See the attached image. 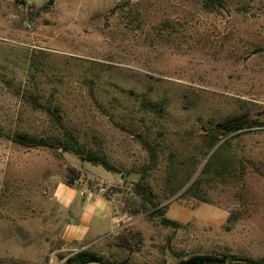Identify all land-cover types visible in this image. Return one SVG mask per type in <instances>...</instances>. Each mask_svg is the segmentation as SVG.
I'll return each instance as SVG.
<instances>
[{
    "label": "rangeland",
    "instance_id": "rangeland-1",
    "mask_svg": "<svg viewBox=\"0 0 264 264\" xmlns=\"http://www.w3.org/2000/svg\"><path fill=\"white\" fill-rule=\"evenodd\" d=\"M70 140L111 164L124 216L88 246L60 239L52 201L60 182L99 184ZM157 207L197 217L164 227ZM81 250L92 264L264 261V0H0V264Z\"/></svg>",
    "mask_w": 264,
    "mask_h": 264
},
{
    "label": "crops",
    "instance_id": "crops-1",
    "mask_svg": "<svg viewBox=\"0 0 264 264\" xmlns=\"http://www.w3.org/2000/svg\"><path fill=\"white\" fill-rule=\"evenodd\" d=\"M91 171L99 181L95 187L80 178L74 185L60 182L53 189L52 201L62 216L59 237L76 246H88L116 233L124 221V216L118 211L119 202L107 192L108 184L113 180L112 174L100 171L99 166L92 167ZM102 188L106 191L102 192ZM166 217L185 223L196 218L197 212H168Z\"/></svg>",
    "mask_w": 264,
    "mask_h": 264
},
{
    "label": "trees",
    "instance_id": "trees-1",
    "mask_svg": "<svg viewBox=\"0 0 264 264\" xmlns=\"http://www.w3.org/2000/svg\"><path fill=\"white\" fill-rule=\"evenodd\" d=\"M203 1L208 8H211L216 2H218V0H203ZM45 112L48 113L53 118L56 116L55 112L51 110L50 108H47ZM244 125L245 123L243 121V117L242 118L235 117V118L228 119L225 122L223 127L226 130L237 132V131H240L244 127ZM12 141L28 149L45 148V147H49L50 145L49 139L39 138L38 136L29 134L27 132H21V133L15 134ZM224 144H225V141L216 149V151L214 152L211 158L212 160L207 165L206 169L207 168L209 169V167L211 166V163L215 160V158H217L219 153H221ZM214 145L216 146L217 143H215ZM63 149L65 151H71L75 153L83 161L90 163L93 166H101L103 167V169H105L108 172L113 171V167L105 158L97 154H86L81 148H79L78 144H76V142L74 141L70 140V142L69 141L66 142V144L63 146ZM136 191H137L136 193L139 196H141L144 199V201H146L148 204L153 203L151 194L147 192V190L144 188L142 184H138ZM152 213H156V215L160 216L162 226L169 227V228L171 227L179 228L180 227L179 223L172 221L170 219H167L164 216V212L158 207L154 208ZM99 261L100 259L97 255L91 252L85 251V250H81L78 253H76L74 256H72L68 262L72 264H92V263H96ZM237 261L242 264H264V261H255V260H249V259H237Z\"/></svg>",
    "mask_w": 264,
    "mask_h": 264
},
{
    "label": "water",
    "instance_id": "water-1",
    "mask_svg": "<svg viewBox=\"0 0 264 264\" xmlns=\"http://www.w3.org/2000/svg\"><path fill=\"white\" fill-rule=\"evenodd\" d=\"M227 257H219L212 255L194 256L186 261H182L178 264H227Z\"/></svg>",
    "mask_w": 264,
    "mask_h": 264
},
{
    "label": "built area",
    "instance_id": "built-area-1",
    "mask_svg": "<svg viewBox=\"0 0 264 264\" xmlns=\"http://www.w3.org/2000/svg\"><path fill=\"white\" fill-rule=\"evenodd\" d=\"M102 192H105L106 190L104 188L101 189Z\"/></svg>",
    "mask_w": 264,
    "mask_h": 264
}]
</instances>
